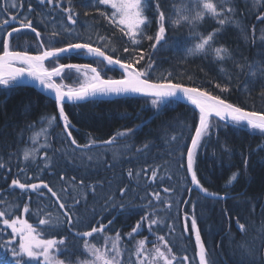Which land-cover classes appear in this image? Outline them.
<instances>
[{
	"label": "snow or ice",
	"instance_id": "obj_1",
	"mask_svg": "<svg viewBox=\"0 0 264 264\" xmlns=\"http://www.w3.org/2000/svg\"><path fill=\"white\" fill-rule=\"evenodd\" d=\"M170 31L187 35L173 40ZM229 31L256 47V56L227 45ZM24 35L32 43L20 46ZM167 50L181 53L178 63L210 62L217 76L201 68L198 83L186 70H161L157 58ZM73 55L90 62H62ZM117 70L119 78L107 76ZM73 73L77 82L66 83ZM33 86L55 112L27 122L29 100L22 103L23 127L13 124L9 133L6 120L0 128V264H264V193L239 194L249 208L246 221L222 209L229 261L222 246H208L200 226L204 202L235 198L230 188L248 175L249 157L223 194L205 186L198 167L221 129L259 136L256 151H264V0H0V96L6 103ZM237 94L244 100L230 99ZM135 96L147 98L153 117L106 140L89 134L79 142L67 104ZM181 103L191 106V123L165 121L162 150L149 137L136 145L151 119ZM223 148L229 151L227 143ZM132 215L139 218L130 231L116 227L119 217ZM185 237L194 238L191 256Z\"/></svg>",
	"mask_w": 264,
	"mask_h": 264
},
{
	"label": "trees",
	"instance_id": "obj_2",
	"mask_svg": "<svg viewBox=\"0 0 264 264\" xmlns=\"http://www.w3.org/2000/svg\"><path fill=\"white\" fill-rule=\"evenodd\" d=\"M84 20H90L91 18H82ZM248 18V23H250ZM254 20V19H253ZM213 26L209 21L205 27L210 29ZM168 35L173 40H182L187 33H174L170 31ZM27 43H32L30 35H24L20 37L16 43L20 46H26ZM224 42L236 48L237 45L243 50L250 60L256 56L257 48L251 46H245V43L237 38L234 31H229L224 36ZM147 47V44L144 45ZM34 50V49H33ZM181 53H174L172 50L161 51L157 58V62L160 65L161 70L172 69L177 71L186 70L197 78V82H200V78H204V72L201 68L208 73L209 77L217 76V68L206 60L200 58H190L187 64L178 63V59ZM64 63H85L90 62L86 59L79 58L73 55L70 59L63 60ZM95 66V65H94ZM231 67V65L229 66ZM235 72L236 69L232 68ZM107 76L113 78H119L120 72L109 71ZM206 79V78H205ZM243 79V76H242ZM70 82L69 80L66 83ZM187 83V81H185ZM71 84V83H68ZM255 96L256 93H253ZM230 99L234 102H240L244 100L242 95H233ZM33 101L34 107L27 122L36 121L45 112L54 113V104L49 102L43 95L35 91L32 88H20L14 91L6 100L5 97L0 96V128L3 127L5 121L9 122L8 132L13 133L11 125L19 124L20 127L24 126L25 117L21 115L22 103L26 101ZM147 98L134 97L123 98L114 100H104V102L98 103H81L78 106L74 104L66 105V112L70 115L73 123L77 126L74 129V135L77 137L80 143H85L89 134L98 140H106L110 136L114 135L117 131L125 128H134L142 121H148L153 117V113L156 109L149 106ZM260 103L257 101V110L261 109ZM15 113V115H14ZM179 117L182 120H187L189 123L193 120V111L190 106L179 104L172 105L168 110L162 113L158 118L151 119L150 123L142 128L141 131L135 136V143L139 146L145 137H149L156 141L157 145L163 148V145L159 139L163 135L161 132V125L165 121L173 120V118ZM57 132L60 129L56 130ZM123 143V142H121ZM227 143L229 151H224L223 145ZM262 143L259 136H251L243 131H236L232 128L227 130L221 129L219 132V140L215 137L211 139L207 148L200 154L199 157V175L202 178V182L210 191H215L223 194L225 192V185L230 175L237 171L243 170V158L249 157V169L247 176H241L234 187L230 188V196L235 198H229L226 201L213 202L208 200L206 203L205 221L201 223L202 235L210 247L222 246L223 258L225 261L230 260L229 249L231 247L230 241L222 239L224 233L227 230L228 223L225 217L222 216V209H228L230 212L239 214L245 221L249 216V208L247 204L241 203L243 199L239 194L247 193L249 196H257L264 193V151H256L257 145ZM110 158V156H109ZM46 179L53 180L52 177H46ZM251 181V182H250ZM0 183H3L0 181ZM193 199H196V193H193ZM199 213V209H198ZM260 210L257 209L255 214L256 227L260 224ZM26 219L28 217H25ZM138 215H132L125 219V217H119L117 228H120L123 232L130 231V226L134 225ZM30 223H37L36 217L29 219ZM209 226H211V235L209 234ZM232 232L236 235L239 241V234L237 233L234 220L232 221ZM219 230V234H216ZM185 242L188 248V254L191 256L194 254V238L189 239L185 237ZM219 251V249H217Z\"/></svg>",
	"mask_w": 264,
	"mask_h": 264
},
{
	"label": "rangeland",
	"instance_id": "obj_3",
	"mask_svg": "<svg viewBox=\"0 0 264 264\" xmlns=\"http://www.w3.org/2000/svg\"><path fill=\"white\" fill-rule=\"evenodd\" d=\"M248 18H250V23L251 22H256L255 20H253V18L251 17V16H249ZM69 81L70 82H68V83H71V84H74V83H76L77 81H76V74H72V76H71V78L69 79ZM149 104V106L151 107V104H150V102L148 103Z\"/></svg>",
	"mask_w": 264,
	"mask_h": 264
},
{
	"label": "water",
	"instance_id": "obj_4",
	"mask_svg": "<svg viewBox=\"0 0 264 264\" xmlns=\"http://www.w3.org/2000/svg\"><path fill=\"white\" fill-rule=\"evenodd\" d=\"M29 88H32V89H34L35 91H37V92H39V90L36 88V87H29ZM40 93V92H39ZM41 95H43L44 97H45V95L44 94H42V93H40ZM135 97H141V96H135ZM130 98H134V97H130ZM114 99H123V98H116V97H111V98H106L105 100H114ZM69 104H71V103H69ZM182 104H184V103H182ZM68 105V104H67ZM184 105H186V104H184ZM188 106H190V105H188Z\"/></svg>",
	"mask_w": 264,
	"mask_h": 264
},
{
	"label": "bare ground",
	"instance_id": "obj_5",
	"mask_svg": "<svg viewBox=\"0 0 264 264\" xmlns=\"http://www.w3.org/2000/svg\"><path fill=\"white\" fill-rule=\"evenodd\" d=\"M188 106V105H187ZM191 107V106H190Z\"/></svg>",
	"mask_w": 264,
	"mask_h": 264
}]
</instances>
